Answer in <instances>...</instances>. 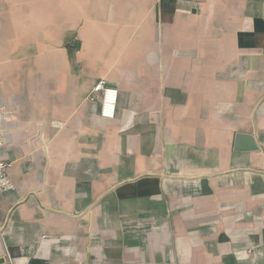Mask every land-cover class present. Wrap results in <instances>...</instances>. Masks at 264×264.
<instances>
[{"label":"crops","instance_id":"crops-1","mask_svg":"<svg viewBox=\"0 0 264 264\" xmlns=\"http://www.w3.org/2000/svg\"><path fill=\"white\" fill-rule=\"evenodd\" d=\"M0 107L2 264H264V0H0Z\"/></svg>","mask_w":264,"mask_h":264},{"label":"built area","instance_id":"built-area-1","mask_svg":"<svg viewBox=\"0 0 264 264\" xmlns=\"http://www.w3.org/2000/svg\"><path fill=\"white\" fill-rule=\"evenodd\" d=\"M87 101L98 104L99 116L102 119L112 120L115 118L118 90L107 87L105 81L101 80L93 88V92L87 98ZM8 114L4 107H0V151L5 145L4 120ZM13 162L0 160V196L8 191L14 190V184L8 177V171L11 169ZM2 226L0 225V234Z\"/></svg>","mask_w":264,"mask_h":264},{"label":"water","instance_id":"water-1","mask_svg":"<svg viewBox=\"0 0 264 264\" xmlns=\"http://www.w3.org/2000/svg\"><path fill=\"white\" fill-rule=\"evenodd\" d=\"M4 263V259H0V264Z\"/></svg>","mask_w":264,"mask_h":264}]
</instances>
